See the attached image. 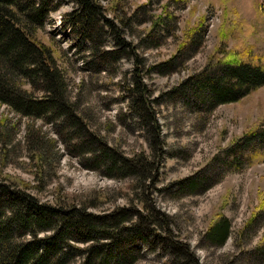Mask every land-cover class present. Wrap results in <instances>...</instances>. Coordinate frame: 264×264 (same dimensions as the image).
Wrapping results in <instances>:
<instances>
[{
	"label": "rangeland",
	"instance_id": "rangeland-1",
	"mask_svg": "<svg viewBox=\"0 0 264 264\" xmlns=\"http://www.w3.org/2000/svg\"><path fill=\"white\" fill-rule=\"evenodd\" d=\"M34 1L47 12L33 38L52 54L75 118L0 101V182L104 216L125 239L117 253H129L127 264H264V159L233 170L217 157L264 127V85L211 106L190 81L214 59L264 63V0H96L88 38L69 21L77 0ZM103 148L116 165L98 159ZM223 216L230 230L219 245L207 231ZM106 242L70 240L83 252L67 264L96 259Z\"/></svg>",
	"mask_w": 264,
	"mask_h": 264
},
{
	"label": "trees",
	"instance_id": "trees-1",
	"mask_svg": "<svg viewBox=\"0 0 264 264\" xmlns=\"http://www.w3.org/2000/svg\"><path fill=\"white\" fill-rule=\"evenodd\" d=\"M77 1L82 9L72 13L70 24L75 27L77 35L91 37L87 34L93 23V11L100 4L96 0ZM44 8V2H37L36 6L34 0L27 3L0 0V101L27 116L41 117L49 112L54 117L59 110L69 109V116L75 118L63 96L62 75L52 54L33 38L36 29L44 23L47 12ZM22 79L43 89L46 92L44 98L37 99L28 94V90L21 87ZM190 81L194 93L211 106L233 102L264 85V63L214 59ZM217 157L225 158L229 169L233 170L263 160L264 127L259 125L245 132L222 148ZM100 158L110 160L114 165L117 163V156L104 148ZM194 185V182L190 184ZM6 200L8 202L3 205ZM106 222L104 216L91 215L80 208L65 209L39 203L30 195L10 190L0 182V264H67L73 254L83 252L70 246V240L103 238L110 239V242L96 247V259L83 264H127L131 260L129 253H117L123 249L125 239L115 233V229L108 230ZM229 230V220L223 216L210 227L207 235L220 245L227 239ZM40 231H46L44 237H37ZM26 233L36 235L35 240L27 243L14 241V236L18 238ZM136 235L126 238V242L136 239Z\"/></svg>",
	"mask_w": 264,
	"mask_h": 264
}]
</instances>
